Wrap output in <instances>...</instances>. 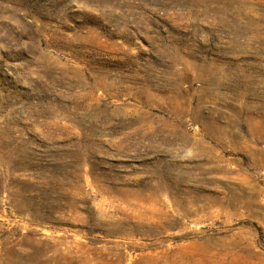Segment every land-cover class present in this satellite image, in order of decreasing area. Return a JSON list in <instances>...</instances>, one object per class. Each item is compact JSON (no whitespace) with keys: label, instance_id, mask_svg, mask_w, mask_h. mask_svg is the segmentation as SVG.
Segmentation results:
<instances>
[{"label":"rangeland","instance_id":"obj_1","mask_svg":"<svg viewBox=\"0 0 264 264\" xmlns=\"http://www.w3.org/2000/svg\"><path fill=\"white\" fill-rule=\"evenodd\" d=\"M0 264H264V0H0Z\"/></svg>","mask_w":264,"mask_h":264}]
</instances>
